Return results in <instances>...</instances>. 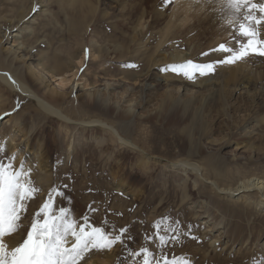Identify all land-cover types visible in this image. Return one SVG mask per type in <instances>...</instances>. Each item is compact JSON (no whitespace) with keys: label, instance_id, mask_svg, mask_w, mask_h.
Returning <instances> with one entry per match:
<instances>
[{"label":"rangeland","instance_id":"rangeland-1","mask_svg":"<svg viewBox=\"0 0 264 264\" xmlns=\"http://www.w3.org/2000/svg\"><path fill=\"white\" fill-rule=\"evenodd\" d=\"M41 1L40 10L19 23L23 7L27 10L32 1L0 0V68L14 72L74 120L99 119L139 149L121 143L111 129L61 121L0 81V157L12 155L8 141L15 135L14 153L22 156L26 167H32L31 179L41 189L29 203L25 225L49 189L66 184L72 201L70 218L77 223L94 202L98 211L89 213L92 224L111 232L130 226L128 236L134 239L126 247L117 244L95 251L102 264H142L143 256L132 254L142 246L159 255L158 241L147 238L156 231L152 225L161 222L164 234V228L175 226L176 220L181 232L186 233L191 225L200 242L182 236L181 243L166 247L169 259L189 257L194 264H264L260 198L246 191L219 193L213 182L172 164H199L205 178L226 190L245 178H264V57L252 54L219 66L212 75H196L194 80L178 72L160 71L166 64L180 65L188 59L198 63L222 59L218 53L201 54L220 43L234 46L238 24L235 29L225 24L230 13L222 10L221 0H122L121 6L116 0H90L97 14L84 25H89L85 31L75 32L67 12L79 3ZM246 11L242 9L241 18ZM141 16L144 35L134 40V24ZM10 27V34H22L21 40L33 48L36 60L25 56L13 62L5 56L3 48L11 41L4 40L1 32ZM259 31L263 38L264 26ZM83 47L82 62L74 66L71 55ZM178 53L184 56L172 59ZM159 58L158 66L152 64ZM40 62L57 75L43 82L47 88L35 78ZM148 70L160 85L146 92L140 80ZM232 73L247 87L236 88ZM61 76L71 79L66 90L74 80L89 86L84 84L62 98L50 91L60 87ZM92 89L97 98H89ZM168 98L174 101L169 111V105H163ZM162 107L164 112H160ZM45 166L48 175L41 170ZM24 233L22 228L15 239ZM108 252L114 254L112 262H107Z\"/></svg>","mask_w":264,"mask_h":264},{"label":"snow or ice","instance_id":"snow-or-ice-1","mask_svg":"<svg viewBox=\"0 0 264 264\" xmlns=\"http://www.w3.org/2000/svg\"><path fill=\"white\" fill-rule=\"evenodd\" d=\"M221 3L222 10L230 13L225 24L233 29L238 24V31L232 37L234 46L220 43L201 54L206 57L218 53L222 54V59L204 63L188 59L180 65L166 64L160 71L178 72L185 78L194 80L196 75H212L219 66L232 65L252 54L264 57V38L259 31V28L264 26V0L260 3L254 0H221ZM40 7L39 4L33 5L32 13L38 12ZM242 9L247 11L241 18ZM85 53L87 55V49ZM16 107L19 108V104ZM7 115L9 113H4V116ZM0 151H3L2 147ZM32 171V167L26 168L25 160H19L16 153L0 157V264H78L85 258L86 253L90 254V250H108L117 244L126 247L128 240L134 239L128 236L130 226L121 227L118 232H111L92 224L89 213L98 211L94 202L87 205L88 211L79 218V223L71 219L72 201L71 197L67 196L66 184L50 188L43 202L31 214L29 225H25L24 220L29 215V203L37 198L41 191L34 186ZM56 201L60 203L56 204ZM152 227L156 231L153 236L147 238L158 241L159 255L150 252L148 247H140L139 251H133L132 254L143 256L142 264H194L189 257L177 260L173 256L169 259L165 252L168 245L181 243V237L184 235L200 242V238L192 234L191 225H188L186 233L181 232L179 220L175 221V226L169 224L164 228V234L160 231L161 222H156ZM22 228L25 233L10 247L6 238L14 237Z\"/></svg>","mask_w":264,"mask_h":264},{"label":"bare ground","instance_id":"bare-ground-1","mask_svg":"<svg viewBox=\"0 0 264 264\" xmlns=\"http://www.w3.org/2000/svg\"><path fill=\"white\" fill-rule=\"evenodd\" d=\"M31 1H32V5L27 10L25 8L26 6L23 7L24 9L21 12V18H20V20H18L19 23L26 21L27 15L32 12L31 9H32L33 5L43 3L41 0H31ZM74 1L79 3V6L73 8L72 10L67 12L71 30L73 32H75V31L79 30V28H83V30L85 31L89 27V25L87 26V28H84V25L90 24L93 17H95V15L97 14V7L90 0H74ZM116 2L118 4V6L122 5V0H116ZM173 20H174V15H172L171 20L169 22L170 27L173 23ZM134 25H135L134 26L135 35H134L133 39L136 40L137 36H143L144 35V28H145L144 17L141 16L139 21H136V23ZM26 28H28V27H26ZM11 29H12V27L8 28L7 31L1 32L3 34L4 40L11 41V44H9L3 48V49H5V56L7 58L11 57L10 60L13 62L17 58H23L25 56L27 59L36 60L37 57H35V55L32 53L33 48L25 47L24 42L21 40L22 34H20V32L19 33L15 32L13 34H10ZM14 38H16V39H14ZM83 50H84V47L78 49L77 52H75L74 54L71 55V64H73L74 66H77V67H78V65L81 64L82 59L84 57L83 56ZM120 51L122 53V49ZM1 56L3 57V55L0 54V59H1ZM183 56H184V54H180V53L173 54L172 59L182 58ZM162 59L166 60V58H164V57ZM159 63H160V58L154 59L152 62V64H154L156 66H158ZM35 68H36L35 70L37 73L35 78H36V80H38L37 83L42 87L47 88L48 85H46L43 82L51 81L52 78H55L57 76L54 73V70H52L48 67L46 68L45 64H43L42 62L38 63V65H36ZM124 73L130 74L131 72L127 71ZM75 75H76V70L72 72V76H75ZM141 77H143V78L140 80V85H141L143 91L144 90L146 92L148 90L154 91L160 85V80L157 79L158 77H155L153 75V72L151 70L146 71L144 74H142ZM49 78H51V80H49ZM70 80L61 76L59 78V84H60L59 86L60 87L59 88H50V91L52 93L60 95V97H62V98H65L66 96L73 95L74 93L81 90L84 87V84L89 86V84H87L86 81L79 82L77 80H74L71 84L70 90H66L65 85L67 83H69ZM0 81H2L3 84H6L8 87H10L11 90L13 89L16 92H18V93H20L26 97H29L30 99H33V101L35 100V102L43 110H45V112H47L50 115L55 116L56 118H58L61 121L69 122V123H75L76 125L79 124L81 126H86V127H100V128H105V129H111L118 136V139L121 143L125 144L126 146H130L132 148L139 149V147L136 143H134L132 141L130 142L128 139L123 138L122 136H120L118 134V132L116 130H114L112 127L108 126L105 122H103L99 119H84V120L80 121V120H74L73 118L69 117L59 107H56L49 100H47V99L41 97L40 95H38L37 93H35L32 89H30L28 87V85L22 79L17 77L16 74L10 70H4V69L0 68ZM231 82L236 88H238L240 90L247 87V85L245 83H243L244 81H238L237 80L235 73H232V75H231ZM210 83H212V82H210ZM91 88H94V87H91ZM214 93L218 94L219 96L221 95V93L218 90H214ZM87 94L89 95V98H92V96H94L95 98L98 97V93L96 91H94L93 89L91 91H89ZM76 95L78 97V94H76ZM172 99L173 98H168V99L163 100L164 106L169 105L168 108L166 109L168 111L173 107L174 101ZM175 102H176V100H175ZM163 107H162V110L160 112H164L165 109ZM7 120H9V119H7ZM14 136L15 135L11 136V139L8 141V148L10 150V154H13L14 151L16 150L15 149L16 143H14V141H13V140H15ZM26 137L28 138V136H26ZM27 145H28V142H27ZM21 158H22V156L20 155V157L18 159L21 160ZM172 164H174L177 167L184 168V169H190L194 173L199 175L202 179H204L208 182H213L214 188L219 193L235 192V191L244 192V191H246V192H248V194L257 195L258 198H260L259 203L264 205V178H260V177L259 178L258 177H255V178L249 177L247 179L245 178L244 180H241L235 188L231 187L228 190H226L225 187L218 185L215 181H211L210 179L205 178L204 175H202L203 169L201 168V166L199 164L189 162V161H177V162H174ZM41 170L42 171L44 170L43 173L49 172L48 168L46 166L41 168ZM46 175H48V173ZM47 178L49 179V177H47ZM42 182L46 184L47 182L49 183L50 180H46V181L44 180ZM15 235H17V234H15ZM15 235L12 238H6V242L9 244L10 247L14 246L16 241H17L15 239ZM18 235H20V234L18 233ZM106 256H107V262L113 261L114 254H112V252H108L106 254ZM78 264H102V262H101V259L96 255V252L90 250V254L86 253L85 258H82V260L80 262H78Z\"/></svg>","mask_w":264,"mask_h":264}]
</instances>
